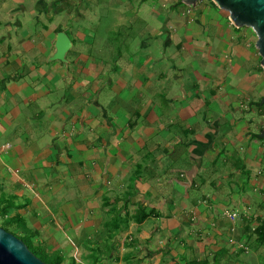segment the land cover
I'll list each match as a JSON object with an SVG mask.
<instances>
[{
	"label": "crops",
	"instance_id": "crops-1",
	"mask_svg": "<svg viewBox=\"0 0 264 264\" xmlns=\"http://www.w3.org/2000/svg\"><path fill=\"white\" fill-rule=\"evenodd\" d=\"M125 1L0 0V220L58 264H264L256 32L175 0L115 68L83 24Z\"/></svg>",
	"mask_w": 264,
	"mask_h": 264
},
{
	"label": "rangeland",
	"instance_id": "rangeland-1",
	"mask_svg": "<svg viewBox=\"0 0 264 264\" xmlns=\"http://www.w3.org/2000/svg\"><path fill=\"white\" fill-rule=\"evenodd\" d=\"M92 6L93 11L87 14L89 21L83 24V28H88L87 30L90 32L92 29H96V32L98 33L95 39L97 42L96 45L101 49L111 51L108 56L113 57L112 61L115 63V68L116 64H118V55L120 53H126L127 45H131L130 42H132L133 39H137L136 37L143 35L147 36V39L150 40L155 34L158 35V33L154 34V32L161 30L164 26L167 11L171 12L173 7L175 12L181 13L182 9L185 8L183 3H179L178 1L176 2L175 0L167 2L163 0H127L123 2L122 5L115 4L111 7L107 6L104 10L100 9L95 3H92ZM122 10L124 11L123 13H121ZM154 10L160 12V20H153ZM141 29L143 30L139 33ZM159 37L163 38V40L166 38V36ZM134 46H136V44ZM258 99L259 97H257L255 101L258 102ZM256 104L257 103L255 102L252 105L255 106V109L257 108ZM0 226L7 227L9 229V227L1 220ZM9 230L16 233L12 229ZM24 240L33 250L35 249L28 240ZM89 259L94 264L93 261H95V258ZM96 259L100 261L96 262L97 264H102L99 258ZM72 260L74 261V259Z\"/></svg>",
	"mask_w": 264,
	"mask_h": 264
},
{
	"label": "water",
	"instance_id": "water-1",
	"mask_svg": "<svg viewBox=\"0 0 264 264\" xmlns=\"http://www.w3.org/2000/svg\"><path fill=\"white\" fill-rule=\"evenodd\" d=\"M198 0H184L188 5L196 4ZM220 8L230 13V18L236 26L252 28L258 37L257 47L262 56L264 66V0H213ZM71 41L65 32L58 33V59H63L69 50ZM264 103V97L261 100ZM264 138V129L260 133ZM0 264H49L39 258L29 248L26 242L11 231L0 226Z\"/></svg>",
	"mask_w": 264,
	"mask_h": 264
},
{
	"label": "trees",
	"instance_id": "trees-1",
	"mask_svg": "<svg viewBox=\"0 0 264 264\" xmlns=\"http://www.w3.org/2000/svg\"><path fill=\"white\" fill-rule=\"evenodd\" d=\"M257 105H259V106H261V107H264V103H262L261 101H259L258 103H257ZM6 230H8V231H10L7 227H4ZM15 234V233H14ZM18 236V235H17ZM19 237V236H18ZM21 238V237H20ZM24 240V239H23ZM25 241V240H24ZM26 242V241H25ZM26 244L28 245V243L26 242ZM29 246V245H28ZM29 248L34 252V254H36L39 258H41L43 261H45V262H47V263H49V264H58V262H54V261H51V259L49 258L48 259V257L45 255V254H43L39 249H32L30 246H29ZM42 256H40V255Z\"/></svg>",
	"mask_w": 264,
	"mask_h": 264
},
{
	"label": "built area",
	"instance_id": "built-area-1",
	"mask_svg": "<svg viewBox=\"0 0 264 264\" xmlns=\"http://www.w3.org/2000/svg\"><path fill=\"white\" fill-rule=\"evenodd\" d=\"M2 154V149L0 148V155ZM226 216L233 222L239 217V213L237 211H226Z\"/></svg>",
	"mask_w": 264,
	"mask_h": 264
}]
</instances>
